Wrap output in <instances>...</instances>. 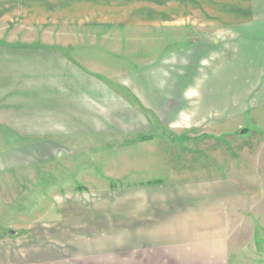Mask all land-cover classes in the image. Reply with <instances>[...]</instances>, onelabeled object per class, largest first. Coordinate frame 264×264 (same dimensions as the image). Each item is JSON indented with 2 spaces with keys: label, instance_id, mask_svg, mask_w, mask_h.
<instances>
[{
  "label": "crops",
  "instance_id": "obj_1",
  "mask_svg": "<svg viewBox=\"0 0 264 264\" xmlns=\"http://www.w3.org/2000/svg\"><path fill=\"white\" fill-rule=\"evenodd\" d=\"M104 1L108 0H0V79L20 80L22 66L36 63L44 65L39 69L44 77L39 79L46 82L45 90L34 95L37 105L44 104V120L33 115L25 126L22 118L7 115L0 118V129L34 130L35 143H44L45 147L34 148L33 160L45 161L49 178L57 176L54 167L59 161L65 162L77 151L85 152L78 147L83 144L76 139L79 137L115 136L118 129L133 128L142 135L140 140L153 145L170 142L188 148L198 139L165 136L167 121L174 125L177 114L208 112V107L215 104L228 107L233 96L230 91L198 89L193 84L211 79L214 56L227 58L221 64H229L228 59L238 56L240 66L264 65V0H126L141 2L148 23L137 27L148 35L140 44L134 42V47L128 41L117 44L116 50L104 47L106 53L102 41L77 38L87 29L101 31ZM5 27L10 29L6 31ZM52 32H60L61 39H50L48 34L54 35ZM125 48L136 51H123ZM177 62L182 67L167 68ZM173 70L180 85L167 93L158 82L166 80ZM259 71L262 75L258 78L263 81L264 70L260 67ZM251 96L264 99V93ZM218 97L219 102L214 100ZM20 103L14 101L11 110L16 112ZM38 111L31 108L30 113ZM38 129H45L40 139L35 131ZM146 137L150 138L143 139ZM0 144L5 154L6 138L2 133ZM67 148L71 152L65 154ZM38 149L44 150L39 152L40 157ZM150 155H127L126 175L134 176V160H154ZM0 161V192H4L6 174L17 172L12 177H18L21 183L23 170L7 165L5 155ZM36 171L29 169L26 174L34 178ZM36 181L29 191L38 194ZM53 182L50 180L42 192L48 195L40 199V206L48 210L47 217L33 219L21 228L41 224L50 227L49 231L13 232L15 235L8 238L35 243L30 247H0V264H229L228 229L223 232L228 221L225 223L220 215L223 200L219 196L215 202L209 195L215 190L222 192L221 184L214 189L213 182L169 185L149 181L138 186L135 196L141 198L135 204L130 201L134 187H129L127 193L132 195H127L124 216H93V220L83 221L93 228L87 232L84 227V232L75 233L69 232L75 222L67 215L68 206L62 199L69 189ZM59 193L62 195L57 196ZM197 201L201 203L198 208L209 210L206 216L176 213L181 208L193 210ZM38 202L37 196L28 208L37 209ZM6 239V235H0V242Z\"/></svg>",
  "mask_w": 264,
  "mask_h": 264
},
{
  "label": "rangeland",
  "instance_id": "obj_2",
  "mask_svg": "<svg viewBox=\"0 0 264 264\" xmlns=\"http://www.w3.org/2000/svg\"><path fill=\"white\" fill-rule=\"evenodd\" d=\"M104 10L101 18V31L96 29L94 33L87 29L86 33H80L77 36L78 39L102 41V51L106 53L107 49L104 47H114L113 49L116 50L117 44L126 41L132 42L134 47L148 35L146 30L142 32V29L137 27V25L148 23L147 18L142 14L140 1L138 3L108 0L103 2ZM110 13L113 15H109ZM153 18L157 19V17ZM0 29L3 28L0 26ZM9 29L7 27L6 31ZM52 33L54 35L48 34L50 39L52 36L61 39L60 32ZM43 35L46 37V34ZM132 48L129 50L125 48L123 51H136L131 50ZM234 52L236 53L237 50ZM223 60L227 58L215 55L212 63L214 74L211 79L197 80L193 84L196 83L198 89L211 88L230 91L233 96L230 97L229 106L226 107L224 104L221 107L215 104L208 107V112L195 111L177 114L174 125L171 124L173 122L167 121L165 136L189 135L198 139L197 142L189 143L188 148L170 142L153 145L140 140L142 135L133 128L118 129L115 136L79 137L76 139L83 144L78 147L85 152L77 151L78 153L75 152L72 157H66L65 162L59 161L54 167L58 177L55 175L49 178L46 177L45 161L34 162L33 160L34 148L45 147L44 143H35L34 130L27 127L21 130L0 129V133L6 138V153H1L0 144V158L5 155L7 165L11 164L12 167L23 170L21 171V183L18 177L15 176L14 179L12 177L14 174L18 175L17 172L7 173L5 176L6 189L0 192V235L4 234L7 238L6 241L0 242L2 243L0 247H30L35 242L28 239H11L8 236L15 235L13 232L19 231L28 232V234L46 232L50 228L34 224L30 229H21L33 219L42 220L47 217L48 210L40 206L43 204L40 199L48 195L42 192H45V187L52 179L54 184L62 183L61 185L69 189L62 199L68 206L67 215L75 222L70 226L69 232L75 233L84 232V227L87 228V232L88 228H93L83 222L92 219L93 216L98 218L124 216L127 211V202H129L127 198L129 187H134V198L130 201L134 200L135 204L141 198V196L139 198L135 196L138 186L147 185L149 181L155 184L159 180L169 185L213 182L214 189L216 185L221 184L219 187L222 192L218 193L215 190L209 195L214 197L215 202L219 196L223 200L220 215L225 223L228 221L223 226V232L226 233V228L228 229L229 264H264V103L262 102L264 99L251 96L264 93V80L261 81L258 78L262 75L259 68L264 70V65L256 68L248 65L240 66L238 56L228 59L229 64H221ZM168 67L173 69L182 66L177 62L176 64L171 63ZM40 68H44V65L27 63L22 66L20 80L0 79V118L7 115L14 118L16 115L26 122L23 123L25 126H28L33 115L44 120V104L37 105L38 100L35 102L36 97L34 96L36 92L45 90V80L39 79L44 77ZM225 69L229 71V74L223 72V70L226 71ZM158 83L159 87L165 88L167 93L174 92L175 88L180 85V81L176 80L174 70L168 74L166 80H160ZM182 84L186 85L185 82ZM187 87L191 85L187 83ZM234 94L237 95L234 96ZM17 100H20L21 106L17 107L14 112L11 109L13 102ZM214 100L219 102L220 97ZM32 102L34 106L31 105ZM31 108L34 110L38 108V115L30 113ZM244 109L245 112L242 111ZM138 115L139 119H142L143 116L140 113ZM128 117L127 119H130ZM190 126L193 127L190 128ZM35 131L39 139L45 136V129ZM37 151L38 156L41 155L39 152H44L43 149ZM64 152L68 154L71 151L67 148ZM127 155L130 157L133 155L135 158L150 155L154 160H149V158L147 161L134 160V176L132 177L126 175ZM95 156L97 159H94ZM29 169L37 170L36 177L30 178L27 175L29 173L26 174ZM169 172L172 173L171 176H167L166 173ZM62 175L65 176L62 177ZM35 179L37 183L34 187L39 189L38 194L29 191ZM110 185H114L115 189L111 190ZM20 189L23 191L20 192ZM61 195L57 194V196ZM131 195L132 193L129 196ZM37 196L38 208H28L34 204L33 200ZM200 205L201 203L197 201L196 209L181 208L176 213L184 216L192 212L196 216H206L205 213L209 210L198 208ZM97 230L99 233V229Z\"/></svg>",
  "mask_w": 264,
  "mask_h": 264
},
{
  "label": "trees",
  "instance_id": "obj_3",
  "mask_svg": "<svg viewBox=\"0 0 264 264\" xmlns=\"http://www.w3.org/2000/svg\"><path fill=\"white\" fill-rule=\"evenodd\" d=\"M148 138H150V137H146V138H143V139H148Z\"/></svg>",
  "mask_w": 264,
  "mask_h": 264
}]
</instances>
